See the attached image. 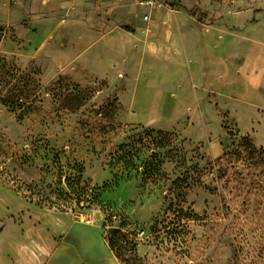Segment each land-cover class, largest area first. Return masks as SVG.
<instances>
[{
  "label": "rangeland",
  "instance_id": "rangeland-1",
  "mask_svg": "<svg viewBox=\"0 0 264 264\" xmlns=\"http://www.w3.org/2000/svg\"><path fill=\"white\" fill-rule=\"evenodd\" d=\"M146 1L0 0V247L264 264V0Z\"/></svg>",
  "mask_w": 264,
  "mask_h": 264
},
{
  "label": "crops",
  "instance_id": "crops-1",
  "mask_svg": "<svg viewBox=\"0 0 264 264\" xmlns=\"http://www.w3.org/2000/svg\"><path fill=\"white\" fill-rule=\"evenodd\" d=\"M211 73L213 75L214 69ZM68 222V229L62 232L57 241L47 231L38 235L16 234L0 250L6 252L7 256L12 255L9 264H16V260L22 264H120L101 229L69 219ZM22 223L21 219V228ZM1 231L0 237L3 235ZM14 254L18 258H13Z\"/></svg>",
  "mask_w": 264,
  "mask_h": 264
},
{
  "label": "trees",
  "instance_id": "trees-1",
  "mask_svg": "<svg viewBox=\"0 0 264 264\" xmlns=\"http://www.w3.org/2000/svg\"><path fill=\"white\" fill-rule=\"evenodd\" d=\"M1 31V30H0ZM3 82V79H2V77H1V75H0V83H2ZM0 103L2 104V105H7L9 102H8V98L7 97H5V96H1V94H0ZM245 141H246V143H245V145H247V147L248 148H250V150H253V147L251 146V145H249V142L246 140V139H244ZM69 188H71V189H73V190H75V193L76 192H79V191H81V190H79L78 188H76V189H74V187H73V184H69V186H68V189ZM27 197H29L30 198V200H31V196H27ZM32 201V200H31ZM34 202V201H33ZM36 202V203H35ZM34 203L36 204V206H38V207H41V205H44L45 207H47L48 209H51V208H58L59 206H57V204L55 205L54 203H51V202H49V204L48 205H45V204H43V201H41V200H39L38 202L37 201H35ZM109 245V248L111 249V246H110V244H108ZM112 251V250H111ZM115 257L119 260V262H120V264H122V262H121V260H120V258H119V256L115 253Z\"/></svg>",
  "mask_w": 264,
  "mask_h": 264
},
{
  "label": "built area",
  "instance_id": "built-area-1",
  "mask_svg": "<svg viewBox=\"0 0 264 264\" xmlns=\"http://www.w3.org/2000/svg\"><path fill=\"white\" fill-rule=\"evenodd\" d=\"M150 10H152V8L155 7H160L161 3L158 2V0H147L146 3H144ZM144 20H148L149 17H147L146 15L143 16Z\"/></svg>",
  "mask_w": 264,
  "mask_h": 264
}]
</instances>
